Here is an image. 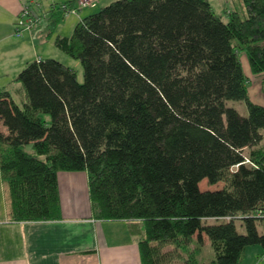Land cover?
Instances as JSON below:
<instances>
[{"label": "trees", "instance_id": "trees-1", "mask_svg": "<svg viewBox=\"0 0 264 264\" xmlns=\"http://www.w3.org/2000/svg\"><path fill=\"white\" fill-rule=\"evenodd\" d=\"M242 2L246 18L226 22L209 0H119L57 37L83 83L46 59L17 76L22 105L0 91L10 221L62 220L58 175L85 172L92 217L131 224L145 264H206V238L210 264L264 250V107L248 99L239 57L264 75V0ZM59 5L47 38L67 17ZM230 101H246L248 116ZM204 180L223 187L201 191Z\"/></svg>", "mask_w": 264, "mask_h": 264}, {"label": "crops", "instance_id": "crops-1", "mask_svg": "<svg viewBox=\"0 0 264 264\" xmlns=\"http://www.w3.org/2000/svg\"><path fill=\"white\" fill-rule=\"evenodd\" d=\"M33 1L43 2L47 9L71 0H0V91L8 92L18 105L26 100L21 84L15 81L19 73L36 60L56 56L53 47L61 50L55 46V39L72 36L76 25L87 17L85 10L103 0H92L88 6L85 5L87 0H73L78 14L69 22L72 33L63 35L61 31L68 23L64 26L61 23L49 51L46 49L49 42H45L48 33L43 36L37 32L41 23L47 21L45 17L37 28L22 37L14 34L21 8ZM223 1V13L234 11L228 0ZM209 2L214 11L223 16L222 11L215 10L213 1ZM75 68L72 69L77 71ZM88 180L85 172L59 173L62 220L15 223L10 221L9 191L0 171V264H145L142 243L131 224L98 221L92 217ZM242 264H264V250L260 246L249 247Z\"/></svg>", "mask_w": 264, "mask_h": 264}, {"label": "rangeland", "instance_id": "rangeland-1", "mask_svg": "<svg viewBox=\"0 0 264 264\" xmlns=\"http://www.w3.org/2000/svg\"><path fill=\"white\" fill-rule=\"evenodd\" d=\"M114 1H119V0H103L101 1V3L95 5H92V8H88L87 10H85L86 13L88 14H84V15H93L97 12H99L102 7L105 8L108 5H110V3ZM213 1L212 4L215 7V10L220 12L222 11V15L224 16V21H228V18L226 16L224 12V1L223 0H211ZM229 3L231 4V6L233 7L234 11L238 12L240 17L242 19H245L247 14H246V10L244 7V4L242 2V0H228ZM42 2V1H41ZM92 0H87L85 2V5H87V3H91ZM43 3V2H42ZM45 6L48 5V2H44ZM61 4V3H59ZM226 5V4H225ZM73 11L72 14H70ZM71 12H68L70 15H68L66 17V21L62 22V26L67 25L62 29L61 33H63V35H70L71 32V24L69 23L70 21H74V19L76 18V15L78 14V11L76 9H71ZM86 17V16H84ZM47 21H44L41 23L40 27L38 28L39 34L46 36V34L48 33V27H47ZM39 26V24L37 25ZM36 26V28H37ZM61 28V26L59 27ZM15 29V27H14ZM58 34V31H57ZM55 33V35L51 38L48 39L46 38L45 42H49V45L47 46V50L49 51L52 47V41L55 38V36L57 35ZM23 36V35H22ZM21 36V37H22ZM16 37V36H15ZM19 38V37H18ZM237 43V41H235ZM55 55L56 56H52V58L50 59H54L57 60L58 62L75 68L77 69V73H78V81L79 83H83L84 82V70L81 66V64L78 61L73 60L72 58H70L68 55H66L65 53H63L62 51H57V49H55V47H53ZM52 50V49H51ZM56 57V58H53ZM240 61L244 70V73L246 74L247 77V93H248V99L250 100V102L257 104V105H261L264 107V85H263V80H264V75H254L251 71V67L248 61V56L246 55L245 52H240ZM228 107L230 108H234L238 111V113L242 116V117H247L248 116V107H247V103L246 101H242V102H238V101H230L228 102ZM1 129L3 132H7V129L1 125ZM264 147V141L261 144ZM24 151L26 153L29 154H34L35 151L32 148V145H28L26 147H24ZM223 187V184H218V185H214L211 186L209 185L208 181L204 180L200 183V190L201 191H216L219 190ZM208 224H215L217 223L215 220H209L208 222H206ZM238 230L240 233H244V230L241 228V222H237L236 223ZM260 231H263L262 229H260ZM206 243L204 245L200 246L201 252H200V256H199V261H202L206 264H210L214 259H215V254L213 251V248L210 244V241L208 238H206ZM195 248H197V246H193Z\"/></svg>", "mask_w": 264, "mask_h": 264}, {"label": "built area", "instance_id": "built-area-1", "mask_svg": "<svg viewBox=\"0 0 264 264\" xmlns=\"http://www.w3.org/2000/svg\"><path fill=\"white\" fill-rule=\"evenodd\" d=\"M57 6L53 5L50 8L46 9L44 5L38 1L28 2L23 5L21 8L15 23V36L21 37L25 32L33 30L45 17V14L52 10L56 9ZM58 8L65 10V15L68 16L73 13L71 10H68L67 6L62 4ZM68 12H71L70 14Z\"/></svg>", "mask_w": 264, "mask_h": 264}]
</instances>
